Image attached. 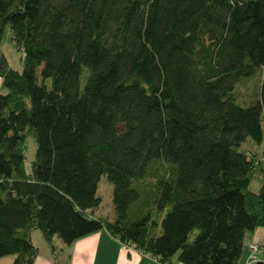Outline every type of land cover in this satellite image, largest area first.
<instances>
[{
	"label": "trees",
	"instance_id": "trees-1",
	"mask_svg": "<svg viewBox=\"0 0 264 264\" xmlns=\"http://www.w3.org/2000/svg\"><path fill=\"white\" fill-rule=\"evenodd\" d=\"M7 31L24 66L0 47V258L34 264L35 230L71 244L106 229L163 259L239 264L264 227V83L234 96L264 67V0H0V46ZM104 175L113 219L95 216Z\"/></svg>",
	"mask_w": 264,
	"mask_h": 264
},
{
	"label": "rangeland",
	"instance_id": "rangeland-1",
	"mask_svg": "<svg viewBox=\"0 0 264 264\" xmlns=\"http://www.w3.org/2000/svg\"><path fill=\"white\" fill-rule=\"evenodd\" d=\"M0 47L2 52L5 53L10 66L18 70H22L24 66L23 53L13 43L8 31L5 33ZM263 83H264V67H261L258 69V71L254 76L250 78H242L237 82L234 90V96L236 100L242 104H248L254 102L256 99L260 98L261 87ZM36 148H37V143L35 139L29 135L27 138L26 161H25V166L27 168V171H31V161L35 156ZM261 148H262L261 145L253 142L250 138L244 141L240 147L241 150L248 149L250 151L249 155L256 154L257 156L259 155ZM158 171L161 174L164 173V170H162V164H160L159 162H153L149 167V175L148 177H146V179L143 182L144 184L142 190L144 193V201H146L147 199L149 202L152 203V200L156 195L155 177L157 174H159ZM260 186H261V180L257 175H254L251 180L250 189L253 191H258L260 189ZM113 192H114V185L108 180L106 175L102 176L98 188V194L101 197V203L95 209L97 215L103 216L108 219H113L115 217L116 213L113 202ZM259 228L264 229V227H259ZM251 233L252 231L246 234L244 241V254L239 264H246L247 262L248 259L247 245L252 235ZM146 257H149V255ZM13 259H14V255L12 254L5 255L0 258V264H11Z\"/></svg>",
	"mask_w": 264,
	"mask_h": 264
},
{
	"label": "crops",
	"instance_id": "crops-1",
	"mask_svg": "<svg viewBox=\"0 0 264 264\" xmlns=\"http://www.w3.org/2000/svg\"><path fill=\"white\" fill-rule=\"evenodd\" d=\"M258 177L260 178V175ZM251 234L247 245V258L249 244L256 237L264 239V229L257 228ZM33 241L39 248V255L34 264H158L146 257L149 254L123 249L119 240L106 229L79 238L71 244L65 243L58 236H54L53 243L50 244L43 238L41 231L35 230Z\"/></svg>",
	"mask_w": 264,
	"mask_h": 264
},
{
	"label": "built area",
	"instance_id": "built-area-1",
	"mask_svg": "<svg viewBox=\"0 0 264 264\" xmlns=\"http://www.w3.org/2000/svg\"><path fill=\"white\" fill-rule=\"evenodd\" d=\"M250 157V155H249ZM119 240V239H118ZM121 247L128 251H139L137 246L134 242L131 241H120ZM249 257L247 259L246 264H257V263H264V239L261 237H256L250 244H249ZM147 254L148 253H143ZM150 260L156 262L158 264H186L182 260L178 259H163L161 256H155L149 254Z\"/></svg>",
	"mask_w": 264,
	"mask_h": 264
},
{
	"label": "water",
	"instance_id": "water-1",
	"mask_svg": "<svg viewBox=\"0 0 264 264\" xmlns=\"http://www.w3.org/2000/svg\"><path fill=\"white\" fill-rule=\"evenodd\" d=\"M257 264H264V263L260 262V263H257Z\"/></svg>",
	"mask_w": 264,
	"mask_h": 264
}]
</instances>
